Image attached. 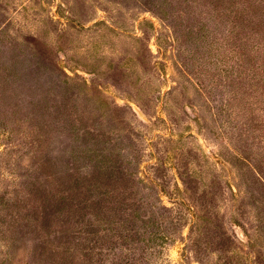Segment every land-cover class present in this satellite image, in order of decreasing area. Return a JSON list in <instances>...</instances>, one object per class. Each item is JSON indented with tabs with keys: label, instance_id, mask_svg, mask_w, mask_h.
<instances>
[{
	"label": "rangeland",
	"instance_id": "1",
	"mask_svg": "<svg viewBox=\"0 0 264 264\" xmlns=\"http://www.w3.org/2000/svg\"><path fill=\"white\" fill-rule=\"evenodd\" d=\"M6 231L0 264H264V0H0Z\"/></svg>",
	"mask_w": 264,
	"mask_h": 264
},
{
	"label": "trees",
	"instance_id": "2",
	"mask_svg": "<svg viewBox=\"0 0 264 264\" xmlns=\"http://www.w3.org/2000/svg\"><path fill=\"white\" fill-rule=\"evenodd\" d=\"M3 218H4V217H3ZM4 221H5V218H4V220H3V226H4ZM1 226H2V224H1ZM0 240L2 241V243H3V242L9 243V242H8V237H7V231L4 232V233H1V234H0ZM6 243H3V245H6Z\"/></svg>",
	"mask_w": 264,
	"mask_h": 264
}]
</instances>
